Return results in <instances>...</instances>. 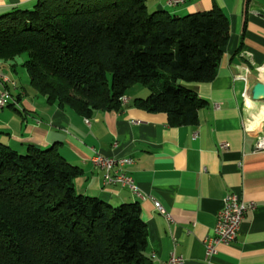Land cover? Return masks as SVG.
<instances>
[{
  "label": "trees",
  "instance_id": "1",
  "mask_svg": "<svg viewBox=\"0 0 264 264\" xmlns=\"http://www.w3.org/2000/svg\"><path fill=\"white\" fill-rule=\"evenodd\" d=\"M149 0H38L0 17V62L27 55L31 87L84 118L134 106L196 126L208 106L185 84L218 74L230 23L218 8L184 17ZM14 66V65H13ZM128 106V105H127ZM82 171L58 150L0 142V264H152L138 203L113 206L77 192Z\"/></svg>",
  "mask_w": 264,
  "mask_h": 264
},
{
  "label": "crops",
  "instance_id": "2",
  "mask_svg": "<svg viewBox=\"0 0 264 264\" xmlns=\"http://www.w3.org/2000/svg\"><path fill=\"white\" fill-rule=\"evenodd\" d=\"M37 1L0 0V17L32 9ZM148 8L178 17L218 8L229 20L231 37L216 79L185 84L208 103L199 112L198 125L172 127L166 115L135 107L134 100L147 99L149 91L135 99L127 95L130 104L121 111L84 118L49 105L31 85L27 89L12 81L7 90L13 103L0 109V142L19 152L28 145L55 147L82 171L75 180L79 194L115 207L138 203L147 225L148 256L156 255L152 264H163L173 254L185 264H264V151L255 152L257 138L264 135V117L250 110L264 104L252 99L253 87L264 83V0H190L177 7L149 0ZM3 66L2 73L11 78L8 72L15 66ZM95 154L133 160L126 172L138 194L105 187L103 171L91 162ZM229 194L255 207L246 213L236 241L219 245L209 258L206 240L213 236ZM156 202L170 221L157 211Z\"/></svg>",
  "mask_w": 264,
  "mask_h": 264
},
{
  "label": "built area",
  "instance_id": "3",
  "mask_svg": "<svg viewBox=\"0 0 264 264\" xmlns=\"http://www.w3.org/2000/svg\"><path fill=\"white\" fill-rule=\"evenodd\" d=\"M189 1L190 0H167V4L170 7H177L185 5ZM0 85L4 88V91L0 94V109H4L10 105V101L13 103L7 90V87L12 84L8 81V76L4 75L1 71ZM255 147H264V135L257 138ZM91 162L96 169L103 171V185L105 187L120 186L129 189L133 194H138V187L135 180L126 172V168L134 164L133 160L128 158H108L100 154H95ZM155 207L161 215L170 221L169 213L160 203L156 202ZM254 207L253 204L246 205L235 195L229 194L227 196L225 208L217 217L213 236L206 240V250L209 258L216 255L219 245H230L236 241L246 213L249 210H253ZM154 258H156V255L152 256V259ZM163 264H185V260L183 257L173 254L169 260Z\"/></svg>",
  "mask_w": 264,
  "mask_h": 264
},
{
  "label": "rangeland",
  "instance_id": "4",
  "mask_svg": "<svg viewBox=\"0 0 264 264\" xmlns=\"http://www.w3.org/2000/svg\"><path fill=\"white\" fill-rule=\"evenodd\" d=\"M28 60V56L24 55L22 57H20L19 59H17L13 65L15 66V71L12 73V71H9V75L11 76V80L13 82L18 83L19 85H26L24 87H26L27 89H30V78L27 74L26 69L23 67V64L25 63V61ZM0 71L4 72L5 71V67L3 66V63L0 62ZM145 87L143 85H135L134 87H132L131 89L128 90L127 95L130 97L138 98V97H143V92H147L148 90L144 89ZM150 94V93H148Z\"/></svg>",
  "mask_w": 264,
  "mask_h": 264
},
{
  "label": "bare ground",
  "instance_id": "5",
  "mask_svg": "<svg viewBox=\"0 0 264 264\" xmlns=\"http://www.w3.org/2000/svg\"><path fill=\"white\" fill-rule=\"evenodd\" d=\"M8 81L13 84L11 78L8 76ZM129 99L127 97L122 98V104L127 106L129 104ZM251 113L253 112L264 117V104H255L254 106L250 107ZM254 110V111H253ZM264 151V147H255V152Z\"/></svg>",
  "mask_w": 264,
  "mask_h": 264
},
{
  "label": "water",
  "instance_id": "6",
  "mask_svg": "<svg viewBox=\"0 0 264 264\" xmlns=\"http://www.w3.org/2000/svg\"><path fill=\"white\" fill-rule=\"evenodd\" d=\"M264 100V83L263 82H258L252 90V99L254 101H258L259 99Z\"/></svg>",
  "mask_w": 264,
  "mask_h": 264
}]
</instances>
